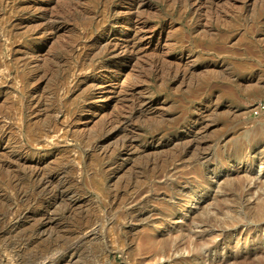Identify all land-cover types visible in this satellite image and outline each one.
Returning a JSON list of instances; mask_svg holds the SVG:
<instances>
[{
    "label": "rangeland",
    "instance_id": "rangeland-1",
    "mask_svg": "<svg viewBox=\"0 0 264 264\" xmlns=\"http://www.w3.org/2000/svg\"><path fill=\"white\" fill-rule=\"evenodd\" d=\"M259 98L264 0H0V264H264Z\"/></svg>",
    "mask_w": 264,
    "mask_h": 264
},
{
    "label": "built area",
    "instance_id": "built-area-1",
    "mask_svg": "<svg viewBox=\"0 0 264 264\" xmlns=\"http://www.w3.org/2000/svg\"><path fill=\"white\" fill-rule=\"evenodd\" d=\"M248 117L258 124H264V98L256 99L249 112Z\"/></svg>",
    "mask_w": 264,
    "mask_h": 264
},
{
    "label": "bare ground",
    "instance_id": "bare-ground-1",
    "mask_svg": "<svg viewBox=\"0 0 264 264\" xmlns=\"http://www.w3.org/2000/svg\"><path fill=\"white\" fill-rule=\"evenodd\" d=\"M260 7H261V6H260ZM262 9H263V8H262ZM262 22H263V21H262ZM254 135H255V134H254ZM47 179H48V178H47ZM34 180H35V179H34ZM47 182H48V181H47ZM57 187H58V186H57ZM115 197H116V196H115ZM132 199H133V198H132ZM132 199H131V200H132ZM115 200H116V199H115ZM134 202H135V201H134ZM69 204H70V203H69ZM109 205H110V204H109ZM135 205H136V203H135ZM137 205H138V204H137ZM133 207H134V206H133ZM132 209H133V208H132ZM130 210H131V209H130ZM125 213H127V212H125ZM52 219H53V218H52ZM50 220H51V219H48L47 222L45 223V227H46V228H47V225L49 226V224L52 223ZM89 228H90V227H89ZM48 229H49V227H48ZM87 229H88V228H87ZM92 229H93V228H92ZM42 231H43V230H42ZM88 232H89V231H88ZM90 232H91V231H90ZM94 232H96V231H94ZM42 233H43V232H42ZM47 233H48V232H47ZM47 233H46V234H47ZM39 234H40V233H39ZM50 234H51V233H50ZM11 253H12V252H11Z\"/></svg>",
    "mask_w": 264,
    "mask_h": 264
}]
</instances>
